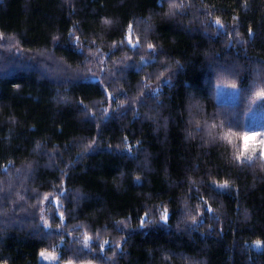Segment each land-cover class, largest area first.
Returning <instances> with one entry per match:
<instances>
[{
	"label": "trees",
	"instance_id": "16d2710c",
	"mask_svg": "<svg viewBox=\"0 0 264 264\" xmlns=\"http://www.w3.org/2000/svg\"><path fill=\"white\" fill-rule=\"evenodd\" d=\"M261 88L264 0H0V264H264Z\"/></svg>",
	"mask_w": 264,
	"mask_h": 264
},
{
	"label": "rangeland",
	"instance_id": "374dc122",
	"mask_svg": "<svg viewBox=\"0 0 264 264\" xmlns=\"http://www.w3.org/2000/svg\"><path fill=\"white\" fill-rule=\"evenodd\" d=\"M215 97L216 101L220 103H237L240 99L239 88H233L231 85L226 84H217ZM246 126L247 132L254 131L264 134V98H260L255 107L249 113ZM262 138H264V135L257 136L255 140H249V148L244 158H246L247 155L252 154L253 146L255 147V154L253 155V158L260 155L261 147L258 140ZM40 254L39 261L42 264H74L72 262L61 261L58 253H52L55 256L54 260H46Z\"/></svg>",
	"mask_w": 264,
	"mask_h": 264
},
{
	"label": "snow or ice",
	"instance_id": "6c2138e0",
	"mask_svg": "<svg viewBox=\"0 0 264 264\" xmlns=\"http://www.w3.org/2000/svg\"><path fill=\"white\" fill-rule=\"evenodd\" d=\"M175 6V5H174ZM215 24L222 27V24L220 22L219 19H217L215 21ZM128 43L129 44H132V40H131V26L129 27V38H128ZM133 47H135L134 44H132ZM149 48H152L153 45L149 44L148 45ZM233 88L236 87V85L233 83L232 85ZM260 98H264V88H261L259 90H257L254 95H253V100H256V99H260ZM213 127H215L213 125ZM238 134L237 133H234V132H226L222 137L221 139H224L226 141H228L229 143H232L233 144V147H235V144L233 142V138L235 136H237ZM260 135H264V134H261V133H257V132H244L241 136H240V139L243 141V144H242V147L241 149L238 151V153L235 155V159L238 160V161H241V162H244V160L242 158L245 157L247 151H248V148H249V140H255L257 136H260ZM258 143L261 147V152H260V159L264 160V138L262 139H259L258 140ZM255 154V147L253 146V149H252V154H249L246 156V160L247 161H251L253 159V155ZM219 187L221 188H224V187H227V181H225L223 184H220ZM45 200L48 199L47 196L44 197ZM208 211H211V208L208 209ZM62 215H61V219H62ZM161 219L163 221H167L168 219V212H167V209L165 208L162 213H161ZM141 223L143 224V221H141ZM90 240V237L85 234L84 236V241L85 243H87V241ZM105 243H107V241H105ZM255 246L257 248H260L262 245H261V242L260 241H256L255 243ZM44 259L46 260H54L55 259V256L52 254V253H49V252H41L40 254Z\"/></svg>",
	"mask_w": 264,
	"mask_h": 264
}]
</instances>
